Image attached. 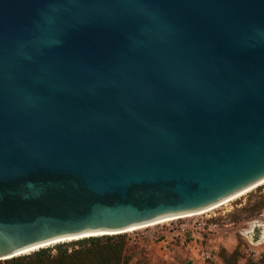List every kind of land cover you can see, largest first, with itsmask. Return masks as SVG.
I'll use <instances>...</instances> for the list:
<instances>
[{
	"label": "water",
	"instance_id": "water-1",
	"mask_svg": "<svg viewBox=\"0 0 264 264\" xmlns=\"http://www.w3.org/2000/svg\"><path fill=\"white\" fill-rule=\"evenodd\" d=\"M263 178L264 0H0V260Z\"/></svg>",
	"mask_w": 264,
	"mask_h": 264
},
{
	"label": "rangeland",
	"instance_id": "rangeland-1",
	"mask_svg": "<svg viewBox=\"0 0 264 264\" xmlns=\"http://www.w3.org/2000/svg\"><path fill=\"white\" fill-rule=\"evenodd\" d=\"M264 194V184L211 211L127 231L136 251L129 264H225L220 250L238 248L239 264L264 258V238L255 242L248 230L264 209L250 206ZM51 246V245H49Z\"/></svg>",
	"mask_w": 264,
	"mask_h": 264
},
{
	"label": "trees",
	"instance_id": "trees-1",
	"mask_svg": "<svg viewBox=\"0 0 264 264\" xmlns=\"http://www.w3.org/2000/svg\"><path fill=\"white\" fill-rule=\"evenodd\" d=\"M251 212L264 209V194L250 206ZM136 251L127 232L83 237L39 248L30 253L0 260V264H129ZM225 264H239L238 248L228 253L220 250ZM245 264H264V258L256 262L251 259Z\"/></svg>",
	"mask_w": 264,
	"mask_h": 264
},
{
	"label": "bare ground",
	"instance_id": "bare-ground-1",
	"mask_svg": "<svg viewBox=\"0 0 264 264\" xmlns=\"http://www.w3.org/2000/svg\"><path fill=\"white\" fill-rule=\"evenodd\" d=\"M264 184V178L257 181V182H254L240 190H238L237 192L207 206L206 208H203L201 210H198V211H195V212H189V213H185V214H182V215H174V216H169V217H165V218H161V219H158V220H155L153 222H150V223H147V224H144V225H140V226H136V227H131L124 232H127V231H133V230H138V229H142V228H146L148 226H151V225H156V224H160V223H164V222H167V221H171V220H175V219H178V218H182V217H188V216H192V215H197V214H202V213H205V212H208V211H211L223 204H226L228 202H231L237 198H239L240 196L252 191L254 188L260 186ZM78 237H75V238H65V239H60L58 241H54V242H51V243H47V244H44L42 246L46 247V246H49V245H54L55 243L57 242H64V241H70V240H75L77 239ZM38 248L40 247H33L27 251H24L23 253H27V252H32L33 250H37Z\"/></svg>",
	"mask_w": 264,
	"mask_h": 264
},
{
	"label": "flooded vegetation",
	"instance_id": "flooded-vegetation-1",
	"mask_svg": "<svg viewBox=\"0 0 264 264\" xmlns=\"http://www.w3.org/2000/svg\"><path fill=\"white\" fill-rule=\"evenodd\" d=\"M260 216H255L252 221L248 233L251 238L258 242L262 238H264V219L261 218L262 213H259Z\"/></svg>",
	"mask_w": 264,
	"mask_h": 264
}]
</instances>
